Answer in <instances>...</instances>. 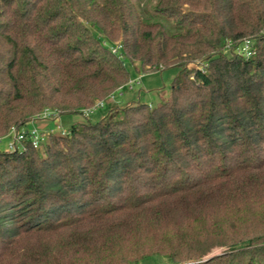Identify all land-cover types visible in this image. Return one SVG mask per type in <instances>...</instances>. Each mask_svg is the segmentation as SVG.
I'll return each instance as SVG.
<instances>
[{
	"label": "trees",
	"instance_id": "obj_1",
	"mask_svg": "<svg viewBox=\"0 0 264 264\" xmlns=\"http://www.w3.org/2000/svg\"><path fill=\"white\" fill-rule=\"evenodd\" d=\"M123 59L170 96L112 109ZM102 100L0 151V264H264V0H0V138Z\"/></svg>",
	"mask_w": 264,
	"mask_h": 264
},
{
	"label": "rangeland",
	"instance_id": "obj_2",
	"mask_svg": "<svg viewBox=\"0 0 264 264\" xmlns=\"http://www.w3.org/2000/svg\"><path fill=\"white\" fill-rule=\"evenodd\" d=\"M135 1L139 3L144 10H151L152 5L156 0ZM93 33L94 35L99 37L98 33L95 30H93ZM123 63L129 71L130 82H132V85H130V82H128L125 87L123 86L124 88H121L122 90L120 89L118 93H113L115 96L114 103L119 109L124 108L128 103H134L137 101H139L141 104L157 106L160 104L162 99H167L170 96L171 85L178 75V69L176 67L161 69L159 71L144 72L139 69L138 65L136 71L134 64H132L128 59H123ZM106 101L110 104L112 109L115 108V105L112 103L113 100L111 96L108 97ZM108 114V107L105 110H99L95 112L94 115L92 114L90 116H82L80 114H77L59 117L56 113L54 115H51L50 117L48 116L46 118H40L34 121L33 124H30L29 128L35 127L42 133L46 134L47 137L52 132L65 136L72 125L83 122L86 119L95 123ZM110 116L119 118L121 114L120 111L115 110L111 113ZM11 142V137L8 136L3 138L0 141V151L8 152V146ZM143 264H171V262L167 258L158 257L148 259L144 261Z\"/></svg>",
	"mask_w": 264,
	"mask_h": 264
},
{
	"label": "built area",
	"instance_id": "obj_3",
	"mask_svg": "<svg viewBox=\"0 0 264 264\" xmlns=\"http://www.w3.org/2000/svg\"><path fill=\"white\" fill-rule=\"evenodd\" d=\"M111 50H112L113 54H117L119 47L118 46L113 47ZM241 51H242V54H245L247 57H250L252 54L248 43L244 46V48ZM130 85H132V82H130ZM130 88H131V86H130ZM119 91H120V89H119ZM111 98H112V100H114V98H115L114 94L111 95ZM104 105H105L104 101L97 102L93 108L86 110L83 113L85 116H89V115L93 114L96 109L103 108ZM54 114H56V112H54L52 110L51 111L45 110L44 112L39 114V116L37 117L36 120H38L40 118H46L48 116L50 117L51 115H54ZM9 137L12 138V142L8 146V152L12 153L15 151L24 152L26 150L25 142L27 140L30 141L31 145L34 148H36V149L40 148L43 145V143L46 141L47 135L44 133H41L35 127L29 128V129H22L21 131H18L17 129L12 128L10 133H9ZM1 140L2 139H0V141Z\"/></svg>",
	"mask_w": 264,
	"mask_h": 264
}]
</instances>
